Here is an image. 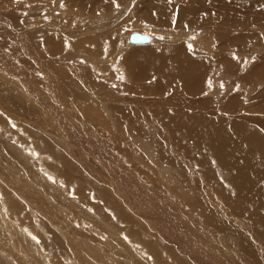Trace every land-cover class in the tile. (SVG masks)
I'll return each instance as SVG.
<instances>
[{
    "label": "rangeland",
    "instance_id": "obj_1",
    "mask_svg": "<svg viewBox=\"0 0 264 264\" xmlns=\"http://www.w3.org/2000/svg\"><path fill=\"white\" fill-rule=\"evenodd\" d=\"M217 1L0 0V264H264V0Z\"/></svg>",
    "mask_w": 264,
    "mask_h": 264
},
{
    "label": "bare ground",
    "instance_id": "obj_2",
    "mask_svg": "<svg viewBox=\"0 0 264 264\" xmlns=\"http://www.w3.org/2000/svg\"><path fill=\"white\" fill-rule=\"evenodd\" d=\"M217 1V0H216ZM219 1V0H218ZM217 1V3H219ZM234 1V0H233ZM223 2V1H222ZM230 2V1H229ZM189 3V2H188ZM216 3V2H215ZM81 4V3H80ZM83 4V3H82ZM195 4V3H194ZM219 4H222V3H219ZM221 6V5H220ZM221 8V7H220ZM222 8H224L225 9V7H222ZM219 9V8H218ZM225 10H228V9H225ZM222 11H224V10H222ZM227 14V13H226ZM223 16H225L224 14H223ZM149 21H150V19H148ZM212 20V19H211ZM222 20V19H221ZM262 20V19H261ZM255 21V20H254ZM219 22V21H218ZM221 23V22H220ZM222 24V23H221ZM262 24H263V22H262ZM218 27V26H217ZM115 34H117V31L116 30H113V31H110L109 33H107V34H104L103 36H101V37H93V38H91V40H94V42L93 43H97V42H99V41H101L102 39H107L108 41H106V40H103L104 42H109L110 44H112V42H113V39H114V35ZM130 37V36H129ZM185 38H189V37H187V36H185ZM129 39V38H128ZM193 40V39H192ZM130 41V40H129ZM152 41V40H151ZM131 42V41H130ZM147 42L149 43L150 42V40L149 41H146V42H131L132 44H137L138 45V43H139V45L140 44H147ZM193 42V41H192ZM108 43V44H109ZM109 44V45H110ZM159 48V47H158ZM158 48H153L151 51H150V58H149V60H147L146 62H143V61H139L138 63H136V64H139L138 65V67H139V69L138 70H140V72L138 73L137 71H136V73L138 74L137 75V77L136 78H138L140 81H143L144 79H147V77H148V75L145 73L146 72V70H148V69H145V67H144V65L145 64H147V65H149L150 64V66H151V69H155L154 71L155 72H157V73H159V74H161L162 72H166V73H170V70H172V68H170V66H172V64H175V62H173V63H168V62H165V60L163 59V58H161L160 57V55H163V54H165V53H167L168 51H167V49H158ZM158 54V55H157ZM184 54L188 57L189 55H187V53L186 52H184ZM225 55H228L229 56V54H224V55H218L217 56V54H216V58L218 59V60H210V62H212V65H210V63H208V61L207 60H205V58H203V57H201V58H203V61H199V60H197V62H198V64H196V66L194 67V66H192V67H189V66H184L183 68H181V70H179V68H177L176 66L174 67L173 66V68H175V70L177 69V70H179V76L177 77V78H174V79H180V80H183V83H185V84H188L189 85V87H193L194 89H195V86H196V84L198 83V82H200V83H203V82H201L200 80H199V78L200 77H204L203 78V81H205L204 82V85H205V83H206V79L208 78V76H209V74H212V73H215V72H217V71H219L221 68L223 69L224 67H227V65H231L230 63L232 62V61H230V59H226V61H228V62H225V60L224 59H222V57L223 56H225ZM135 57H138V56H136V55H134ZM173 57V56H172ZM171 57V58H172ZM189 57H191V56H189ZM139 58V57H138ZM200 58V59H201ZM199 59V58H198ZM202 60V59H201ZM259 62V63H258ZM258 62H256L257 64H252L251 63V65L252 66H254L253 68H252V73H257V74H264V62L262 61V59L260 58V60L258 61ZM169 65V66H168ZM136 67V66H135ZM168 67V68H167ZM134 69V68H133ZM135 70V69H134ZM137 70V69H136ZM192 72L194 73V72H197V74H196V77H195V75H193L194 77L192 78V77H190V75H192ZM251 73V72H250ZM136 75V74H135ZM164 75V74H163ZM172 75V74H171ZM213 75V74H212ZM262 77V76H261ZM197 79V81H196V84L194 83V81ZM202 80V79H201ZM170 83H172V84H174V85H176V82H173V81H171ZM182 83V84H183ZM192 83H194V84H192ZM200 83H198L199 85H197V86H201V89L200 88H198L197 90H202V85L203 84H201L200 85ZM171 84V85H172ZM182 84H181V86H182ZM160 85V84H159ZM225 85V84H224ZM227 85V84H226ZM162 86V85H161ZM160 87V86H159ZM158 87V88H159ZM185 87V86H184ZM205 87V86H204ZM223 87V86H222ZM161 88V87H160ZM197 88V87H196ZM204 89V88H203ZM222 89V88H221ZM164 90V89H163ZM189 90H191V92L192 93H196V91H192V89H189ZM263 90V89H262ZM210 91V92H209ZM209 93H211L212 92V88H211V90L209 89ZM197 92H199V91H197ZM263 92V91H262ZM84 93V92H83ZM86 93V94H85ZM85 95L87 96L88 94H89V96H90V98H86V100H92L93 99V96H92V94L90 93V92H88V91H85ZM45 94H47V93H45ZM260 95H261V92H260ZM82 96V95H81ZM262 96H264V92L262 93ZM45 97V96H44ZM260 97V96H259ZM46 98H47V96H46ZM45 98V99H46ZM233 99V98H232ZM221 100V99H220ZM218 101V103L219 104H221V101ZM264 101V100H263ZM171 102H173V103H171L172 104V106H173V104H175L177 101L175 100H173V101H171ZM175 102V103H174ZM169 103H170V99H169ZM260 103H262L261 105H262V111L264 110V102H260ZM256 104H258V103H256ZM176 105V104H175ZM232 105V104H231ZM260 105V104H259ZM151 106H153V105H151ZM246 105L244 104V107H245ZM259 108V107H258ZM257 108V109H258ZM85 111H87V112H90V113H92L93 115H96L97 114V109H95L94 107H91V106H87V107H85V109H84ZM183 116H182V118H181V120H184L185 122H187V125H188V127H192L194 124H193V121L191 120L190 121V119H189V117L187 116V114H182ZM191 132H193L192 130H190V131H188V133H191ZM247 136H248V138H249V140L253 143V145L255 144V147L257 146V149L259 150V152L262 154V156L264 157V138L262 137V136H260V133H257L256 131H254L251 127H248L247 128ZM108 199H111V197H109ZM231 242V241H230ZM202 245V244H201ZM204 250V249H203ZM210 251V250H209ZM180 259V258H179ZM181 261H182V263L183 264H186L185 263V261L183 260V259H180ZM10 263V262H9ZM7 264V263H6ZM10 264H12V263H10Z\"/></svg>",
    "mask_w": 264,
    "mask_h": 264
},
{
    "label": "water",
    "instance_id": "obj_3",
    "mask_svg": "<svg viewBox=\"0 0 264 264\" xmlns=\"http://www.w3.org/2000/svg\"><path fill=\"white\" fill-rule=\"evenodd\" d=\"M151 39V37L143 32L140 31H134L130 34L129 40L131 42H146L149 41Z\"/></svg>",
    "mask_w": 264,
    "mask_h": 264
}]
</instances>
